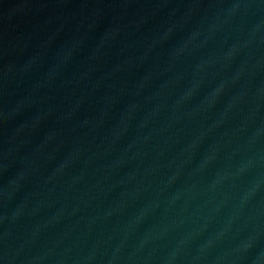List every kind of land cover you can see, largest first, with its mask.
<instances>
[{"label": "water", "instance_id": "obj_1", "mask_svg": "<svg viewBox=\"0 0 264 264\" xmlns=\"http://www.w3.org/2000/svg\"><path fill=\"white\" fill-rule=\"evenodd\" d=\"M0 264H264V0H0Z\"/></svg>", "mask_w": 264, "mask_h": 264}]
</instances>
